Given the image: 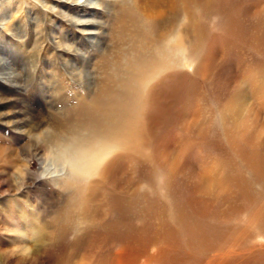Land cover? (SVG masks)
<instances>
[{"label": "rangeland", "instance_id": "obj_1", "mask_svg": "<svg viewBox=\"0 0 264 264\" xmlns=\"http://www.w3.org/2000/svg\"><path fill=\"white\" fill-rule=\"evenodd\" d=\"M92 1L0 0V264H264V0H191L131 69L129 146L73 189L51 139L85 132L142 18Z\"/></svg>", "mask_w": 264, "mask_h": 264}, {"label": "bare ground", "instance_id": "obj_2", "mask_svg": "<svg viewBox=\"0 0 264 264\" xmlns=\"http://www.w3.org/2000/svg\"><path fill=\"white\" fill-rule=\"evenodd\" d=\"M66 1L68 3L75 2V5L80 6L99 5V2H93L92 0ZM190 1L132 0L133 10L142 16L141 19L138 18V21L130 20L128 22L130 27L133 26V29H131L133 34L128 38L135 50L132 56L134 61L129 60L128 65L124 66V70L118 69L121 72L120 75H115L117 69L112 70L113 77L105 79L106 83L101 84L96 91L97 95L91 100L90 108L84 111L88 123L82 127L85 132H81V128L79 132H74V130L71 131V127H67L69 135L75 138L66 146L63 144L64 139L61 138V135L51 139L50 144H54L57 149L61 150L62 154L71 158L73 170L69 175V181H67L70 188L78 189L80 184L88 182V178L94 173L103 174L107 169H100V165L107 160L112 152L129 146L128 141L119 140V138L112 141V138L118 129L128 127V123L135 112L140 113L139 111L146 105L145 102H147L146 99L151 86V83H146V80L134 76V69L133 72L131 69L135 66L134 62H138L140 58L143 59L142 61L153 63L157 61L156 54L148 55L149 47L165 40L166 34L176 23L175 17L183 14L184 18H187L186 28L189 27L191 19L189 18L188 4H190ZM159 6L165 7V10L159 11ZM162 27L164 28L163 33L161 32ZM148 32L151 34L150 36L147 34ZM79 108H81V105ZM123 134L122 137L125 139L130 135L134 136L133 133L123 132ZM37 254L34 250L29 252L31 257Z\"/></svg>", "mask_w": 264, "mask_h": 264}]
</instances>
